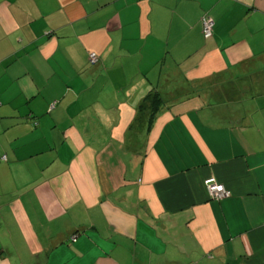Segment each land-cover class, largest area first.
Masks as SVG:
<instances>
[{"label": "crops", "instance_id": "0c3cea01", "mask_svg": "<svg viewBox=\"0 0 264 264\" xmlns=\"http://www.w3.org/2000/svg\"><path fill=\"white\" fill-rule=\"evenodd\" d=\"M0 264H264V0H0Z\"/></svg>", "mask_w": 264, "mask_h": 264}, {"label": "trees", "instance_id": "16d2710c", "mask_svg": "<svg viewBox=\"0 0 264 264\" xmlns=\"http://www.w3.org/2000/svg\"><path fill=\"white\" fill-rule=\"evenodd\" d=\"M205 18H209L212 22H213V30H212V34H211V36H209V37H206L205 35H204V33H203V37H204V39H206V40H210L211 38H213V36H214V29H215V23H214V21L208 16V15H204V17H202V31H204V25H203V19H205ZM97 54V53H96ZM98 55V54H97ZM89 57H90V55H89ZM98 57H99V55H98ZM99 61H100V57H99V60H98V62L97 63H95V64H93V63H91V61H90V58H89V62H90V64L91 65H97L98 63H99ZM162 106H164V100H163V98H162V95L160 94V92L157 90H153L152 89V91H150L147 95H146V97L144 98V100H143V103H142V105L140 106V109H139V111L140 112H144V114L146 113V112H148V110L151 112V115H149V119H148V125L149 126H151L153 123H154V120H155V118H156V116H157V114L159 113V110L162 108ZM54 107H55V104H54ZM53 107V108H54ZM51 108H52V106H51ZM52 108V109H53ZM212 178H214V177H212ZM207 180V179H206ZM205 180V181H206ZM217 181V180H216ZM218 182V181H217ZM220 184V183H219ZM222 185V184H221ZM206 186V185H205ZM224 186V185H223ZM225 187V186H224ZM207 188V187H206ZM226 188V187H225ZM227 189V188H226ZM228 190V189H227ZM229 191V190H228ZM230 193H231V191H229ZM210 195V194H209ZM230 196H232V193L230 194ZM230 196H228V197H230ZM228 197H225V198H228ZM225 198H222V199H213V200H216V201H221V200H223V199H225ZM212 199V198H211ZM74 242V241H73Z\"/></svg>", "mask_w": 264, "mask_h": 264}, {"label": "built area", "instance_id": "2783aa9c", "mask_svg": "<svg viewBox=\"0 0 264 264\" xmlns=\"http://www.w3.org/2000/svg\"><path fill=\"white\" fill-rule=\"evenodd\" d=\"M203 25H204V35L206 37L211 36L212 30H213V22L209 18L203 19ZM90 61L91 63L95 64L98 62L99 57L96 53H90ZM54 105H52V108ZM205 185L207 187V190L210 194V197L212 199H222L225 197L230 196V192L221 184H219L215 178H209L205 181ZM77 239V235H74L72 240L75 242Z\"/></svg>", "mask_w": 264, "mask_h": 264}, {"label": "rangeland", "instance_id": "374dc122", "mask_svg": "<svg viewBox=\"0 0 264 264\" xmlns=\"http://www.w3.org/2000/svg\"><path fill=\"white\" fill-rule=\"evenodd\" d=\"M234 97H235V96H234ZM224 101L227 102L226 99H225ZM230 101L233 102V101H235V99H233V100L230 99ZM217 102H218V99H212V101H211V105L213 106V107H212V111H213L214 108L216 107ZM234 103H235V102H234ZM232 106H233V104H232ZM247 108H248V105H247Z\"/></svg>", "mask_w": 264, "mask_h": 264}]
</instances>
